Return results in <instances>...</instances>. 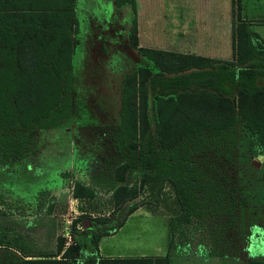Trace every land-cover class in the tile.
I'll return each mask as SVG.
<instances>
[{"label":"trees","instance_id":"trees-1","mask_svg":"<svg viewBox=\"0 0 264 264\" xmlns=\"http://www.w3.org/2000/svg\"><path fill=\"white\" fill-rule=\"evenodd\" d=\"M74 2L0 0V168L21 167L34 149L36 133L59 128L70 117ZM115 3L133 7V0ZM232 41L228 61L140 49L157 71L138 66L122 79L119 123L111 128L117 158L84 182H74L71 196L109 194L113 208L127 204L129 215L156 201L168 181L179 212L170 220L164 256H92L84 264H171L174 257L237 255L246 189L250 179L259 180L256 172L244 179L240 146L249 158L264 156V41L238 20ZM131 43L136 44L134 27ZM149 95L153 129L147 117ZM77 225L82 226L81 220L72 221L71 242L59 258L0 255V264L76 263L83 247H96L108 233L92 231L77 239ZM63 241L57 238V252Z\"/></svg>","mask_w":264,"mask_h":264},{"label":"rangeland","instance_id":"rangeland-1","mask_svg":"<svg viewBox=\"0 0 264 264\" xmlns=\"http://www.w3.org/2000/svg\"><path fill=\"white\" fill-rule=\"evenodd\" d=\"M125 60L128 62L129 58L124 59V65ZM132 62L131 67L148 66L153 70L151 62L145 59L142 61L134 57ZM82 101L84 99H79L76 111L79 124L71 128L64 121L59 128L37 132L34 149L20 162L21 167L14 164L0 168V195L3 199L0 205V235L7 239L16 236V242L25 245L40 240L44 251H50L57 236L65 234L66 241H69V237L72 239L71 223L81 220L89 225L75 226L77 234H81L77 239L88 238L92 231L116 232L122 226L117 236L121 243L138 244L148 251L149 246L160 244L166 238L170 220L179 212L168 181L163 183L156 201L137 207L131 217L125 214L127 204L119 209L113 208L109 194L97 192L90 198L82 199L71 196L74 182H84L94 172L104 169L107 162L117 158L111 130L119 123L116 102L111 103L110 108L103 109L91 98L87 106H82ZM152 104V96L149 95L146 106L150 129H153L155 122ZM103 110L112 118L111 124L101 123ZM240 150L243 156L241 163L246 166L244 179H250V173L253 176L256 172L259 180L250 179L252 183L246 189L248 205L243 209L239 232L245 246L250 245L259 253H264V212L260 213L262 206L259 207V199L264 196V156L260 154L249 158L243 153V144ZM252 204L259 208L255 205L250 207ZM98 218L104 220L99 221ZM203 258H196L199 260L194 264H213L212 259ZM230 262L239 264L235 258ZM177 264L186 263L180 260Z\"/></svg>","mask_w":264,"mask_h":264},{"label":"crops","instance_id":"crops-1","mask_svg":"<svg viewBox=\"0 0 264 264\" xmlns=\"http://www.w3.org/2000/svg\"><path fill=\"white\" fill-rule=\"evenodd\" d=\"M73 18L71 112L66 120L71 128L79 124L76 120L79 99H84L82 106H87L91 98L103 109L110 108L115 102L119 109L122 79L137 68L130 66L134 64L133 58L151 62L140 52L142 48L228 61L233 56L232 25L237 20L264 41V0H133V7L128 3L117 5L115 0H75ZM133 27L135 45L131 43ZM126 58L129 60H125L124 65ZM152 69V72L157 71L154 67ZM103 115L101 123L111 124L112 118L105 110ZM121 227L101 236L96 247H83L80 258L72 264H84L92 256L112 260L153 258L166 254L167 233L160 244L149 246L146 251L138 244L121 243L117 238ZM0 237L2 257L26 259L59 258L71 242L70 237L66 241L65 234L57 236L56 240L64 238L61 250L57 252L56 241L52 250L44 251L40 240L25 245L16 242V236L10 239L4 235ZM249 246H245L240 237L236 256L209 259L213 264L233 263L230 262L232 258L238 259L239 264L250 260L264 262V253ZM196 258L203 257H174L171 264L180 260L194 264L199 260Z\"/></svg>","mask_w":264,"mask_h":264},{"label":"water","instance_id":"water-1","mask_svg":"<svg viewBox=\"0 0 264 264\" xmlns=\"http://www.w3.org/2000/svg\"><path fill=\"white\" fill-rule=\"evenodd\" d=\"M253 163V162H252ZM83 223V226L85 225L84 223H86V225H89V223L88 222H82Z\"/></svg>","mask_w":264,"mask_h":264},{"label":"built area","instance_id":"built-area-1","mask_svg":"<svg viewBox=\"0 0 264 264\" xmlns=\"http://www.w3.org/2000/svg\"><path fill=\"white\" fill-rule=\"evenodd\" d=\"M78 227H80V225H77Z\"/></svg>","mask_w":264,"mask_h":264}]
</instances>
